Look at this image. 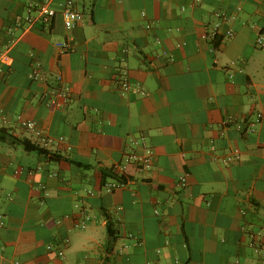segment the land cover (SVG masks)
Instances as JSON below:
<instances>
[{
	"label": "crops",
	"instance_id": "obj_1",
	"mask_svg": "<svg viewBox=\"0 0 264 264\" xmlns=\"http://www.w3.org/2000/svg\"><path fill=\"white\" fill-rule=\"evenodd\" d=\"M42 1L0 0V130L52 140L0 141V264H264V0Z\"/></svg>",
	"mask_w": 264,
	"mask_h": 264
},
{
	"label": "built area",
	"instance_id": "obj_2",
	"mask_svg": "<svg viewBox=\"0 0 264 264\" xmlns=\"http://www.w3.org/2000/svg\"><path fill=\"white\" fill-rule=\"evenodd\" d=\"M50 3H51V0H43L42 3L39 4L37 7V13L43 21H50L57 14V11L51 7ZM60 15L62 17L63 25H64L66 30L72 29L74 26H76L82 20V15L73 9L71 0H66V2L63 5H61ZM227 34L229 36L231 35L230 32H228ZM206 37L207 36L205 34H203L201 36L202 39H205ZM257 44L259 46H262L259 39L257 40ZM57 47H58L59 52L62 54L68 50L69 45L68 44H59V45H57ZM5 58H6V52L0 51V62ZM119 88L123 92H126L130 89V85L127 82L126 78H124L120 82ZM260 117H261L260 114H257L253 121L247 122V128L249 129L250 132H252L254 129V126L257 123H259ZM228 121H229V119L226 118L222 122V124H225ZM21 126L25 130L32 132L35 136H37V137L40 136V129H38L35 126L34 122L24 121V122H21ZM237 127L240 128L239 125ZM51 142H52V140L49 137H46V136L42 137L39 147L42 148L43 150H45V152H46V149ZM151 155H152V151L148 148H145L143 155H132V156H130V160H132L137 165V167L139 169H141V170L148 169L150 166ZM238 158H239L238 151L234 150L232 155H229L223 159V162L228 163V162H231L232 160H236ZM115 168H118V167H115ZM184 181H185V178H181L179 184H182ZM126 184L127 183L125 181H115L111 184H106L105 187L108 191H111L115 188H123L126 186ZM44 194H45V196H47L46 192ZM81 227H83V226H81ZM58 255L60 257H62L63 254H62V252H58Z\"/></svg>",
	"mask_w": 264,
	"mask_h": 264
},
{
	"label": "trees",
	"instance_id": "obj_3",
	"mask_svg": "<svg viewBox=\"0 0 264 264\" xmlns=\"http://www.w3.org/2000/svg\"><path fill=\"white\" fill-rule=\"evenodd\" d=\"M0 141H5L12 145H16V144L21 145L28 152H38L41 154L45 153V150L40 148L38 145H34L26 140H20L14 138L10 134H7L4 130H0ZM110 175L118 181H125L123 177L113 176L112 174L109 173L105 174L104 177H109Z\"/></svg>",
	"mask_w": 264,
	"mask_h": 264
}]
</instances>
